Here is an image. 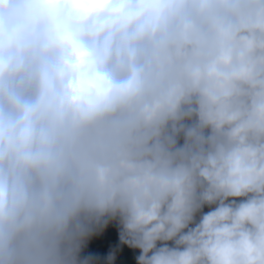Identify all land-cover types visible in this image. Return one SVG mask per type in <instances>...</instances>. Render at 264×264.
<instances>
[{
  "label": "clouds",
  "instance_id": "clouds-1",
  "mask_svg": "<svg viewBox=\"0 0 264 264\" xmlns=\"http://www.w3.org/2000/svg\"><path fill=\"white\" fill-rule=\"evenodd\" d=\"M121 245L264 264V0H0V264Z\"/></svg>",
  "mask_w": 264,
  "mask_h": 264
},
{
  "label": "trees",
  "instance_id": "trees-1",
  "mask_svg": "<svg viewBox=\"0 0 264 264\" xmlns=\"http://www.w3.org/2000/svg\"><path fill=\"white\" fill-rule=\"evenodd\" d=\"M118 230L114 224H110L104 231L93 236L85 248V253L94 252L107 254L109 250L115 249L118 245ZM134 255L133 250L127 249L125 246H120L116 250V260L114 264H134Z\"/></svg>",
  "mask_w": 264,
  "mask_h": 264
}]
</instances>
